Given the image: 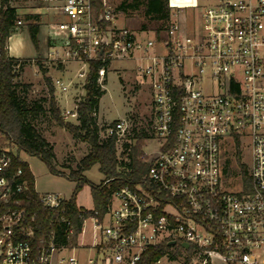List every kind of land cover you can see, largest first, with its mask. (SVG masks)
I'll return each mask as SVG.
<instances>
[{
  "label": "built area",
  "instance_id": "2783aa9c",
  "mask_svg": "<svg viewBox=\"0 0 264 264\" xmlns=\"http://www.w3.org/2000/svg\"><path fill=\"white\" fill-rule=\"evenodd\" d=\"M11 1L0 0V15ZM101 2L100 13L93 0L46 7L64 16L48 25L46 58L87 64L88 71L100 61L101 85L110 63L133 61L151 87L152 132L163 147L151 159L146 155L144 185L120 186L104 218L91 217L97 264H138L149 247L172 241L189 243L195 263L264 264V0H217L189 24L172 8L162 38L120 25L115 9ZM25 25L19 19L16 28ZM4 54L12 57L9 39L0 46V62ZM87 73L80 72L85 81ZM63 115L77 116V104ZM129 128V120L119 119L105 125V133L121 143ZM244 139L252 156L249 192L243 185L229 190L223 181L225 146ZM11 163L10 155L0 154V264H55V255L69 247L59 246L53 228L35 239L24 225L21 201L29 199V185L23 169L12 171ZM38 197L64 214L65 198ZM61 221L70 239L74 227L64 215Z\"/></svg>",
  "mask_w": 264,
  "mask_h": 264
},
{
  "label": "trees",
  "instance_id": "16d2710c",
  "mask_svg": "<svg viewBox=\"0 0 264 264\" xmlns=\"http://www.w3.org/2000/svg\"><path fill=\"white\" fill-rule=\"evenodd\" d=\"M95 10L100 13L103 5L101 0H93ZM174 7L172 0H129L122 1L115 9L123 13L138 11L143 22L139 30L155 32L162 38L170 20L171 10ZM25 24L28 28L31 41L39 51L38 34L40 31V15L28 14ZM16 9L10 6L0 15V46L3 48L11 35L18 29ZM26 59L19 57H7L4 54L0 62V154L6 152L12 158L10 169L16 171L23 169V178L28 181L29 199L22 198L24 209V225L34 229L35 239L43 237L50 229H55L59 246L66 245L69 248L77 246L79 235L82 233L84 223L88 218L97 216L103 219L110 206L112 195L122 185L136 187L145 184V176L149 169V163L145 161V154L140 149L141 143L150 135L146 130L134 131L130 136L132 142L124 141V149L119 152L117 136H106L105 126H100L97 120L100 100L105 93L99 83V69L103 66L100 61H92L84 84L85 95L77 104V123H72L64 117L55 98V87L52 78L48 75V69L40 58L37 65L44 72L48 84V97L40 101H29L27 92L30 84L20 83L23 64ZM20 64L15 70L14 66ZM107 67V65H106ZM48 103L44 107L43 103ZM47 110L56 124L73 137L88 144V153L80 160L77 168H71L68 173L60 170L56 162L54 146L39 132L30 118H37L42 111ZM116 122V121H113ZM12 146L17 148L13 152ZM25 152L29 156L41 159L52 174L64 176L76 182V188L71 198L64 201L65 212L55 211L44 207L38 197L35 188V178L27 162L20 159L19 153ZM236 161L239 165V175L243 179L246 192L252 190L251 177L248 167L241 162L240 152H236ZM98 164L100 172L105 176L98 184H92L84 176V172ZM90 185L93 199L92 209L81 208L76 201L77 194L85 186ZM64 215L74 227V234L67 238V223L61 221ZM194 250L183 248L180 244L169 245L163 242L151 246L145 251L138 264H155L164 256L176 259L181 253L186 254L184 264H190Z\"/></svg>",
  "mask_w": 264,
  "mask_h": 264
},
{
  "label": "rangeland",
  "instance_id": "374dc122",
  "mask_svg": "<svg viewBox=\"0 0 264 264\" xmlns=\"http://www.w3.org/2000/svg\"><path fill=\"white\" fill-rule=\"evenodd\" d=\"M114 9L122 2L129 0H106ZM217 0H172L174 11H180V18L186 24L195 19L201 9L208 4H215ZM61 3V0L53 2L38 0H12L11 6L16 9L18 20L25 22L26 16L32 13L40 15L41 25L49 21L59 20L56 10L47 12V6H55ZM117 12V21L120 25L126 26L132 30H139L143 18L138 11L123 13ZM41 27V26H40ZM24 28V29H23ZM48 29V27H47ZM23 30V31H22ZM43 30L41 29V33ZM147 36H152L151 33ZM39 39V38H38ZM10 53L27 61L23 64L20 77V83L30 84L31 88L27 92L29 101H40L43 97H48V84L44 72L37 65V58L43 61L48 69V75L52 78L55 87V98L64 114L69 110L75 112L76 103L85 95V78L80 76V72L86 74L88 65L71 61L61 64L51 61L46 56L40 54L34 47L27 26L25 25L9 38ZM41 46V44H39ZM35 56V57H32ZM62 86L66 89L63 90ZM102 89L105 90L100 100L97 120L100 126H105L119 119H127L130 122L128 134L119 143V152L123 147V142H132L130 136L134 131L146 130L150 135L142 143L140 149L148 159L156 156L163 147V143L152 132V93L151 87L147 81L136 70L133 61H113L107 68V74L102 82ZM48 107V103H43ZM66 120L77 123V116L69 115ZM30 121L37 127L39 132L54 146L56 153V162L60 170L68 173L71 168H77L80 160L88 153V144L81 141L64 128L58 126L51 114L44 110L39 117L30 118ZM13 152L17 153V148L12 146ZM240 152L241 162L251 165V148L247 140L235 145L228 143L222 154L223 181L225 187L229 190L239 191L242 188L243 179L239 175V165L236 161V152ZM20 159L27 162L35 178V188L39 194L54 193L65 199L72 197L76 188V182L64 176L52 174L46 164L37 157H32L25 152L19 153ZM84 176L92 184H100L105 176L99 170L98 164L92 166L84 172ZM77 204L83 209L93 208V199L89 184L79 191L76 198ZM107 223L108 221L105 220ZM94 221L88 218L84 224V231L79 235L77 246L69 248L66 251L55 255V264H68V260L75 257L77 264H91L89 259L95 260L97 264V251L92 246L95 242L93 235ZM179 245V244H177ZM59 257H65L64 263L57 262ZM186 254L181 253L176 259L170 256L162 257L155 264H184ZM100 264V263H98ZM111 264V263H106ZM190 264L195 263L191 260Z\"/></svg>",
  "mask_w": 264,
  "mask_h": 264
},
{
  "label": "crops",
  "instance_id": "0c3cea01",
  "mask_svg": "<svg viewBox=\"0 0 264 264\" xmlns=\"http://www.w3.org/2000/svg\"><path fill=\"white\" fill-rule=\"evenodd\" d=\"M58 17H59V20H61V19H63L64 18V16H62V15H58ZM47 21V20H46ZM45 21V23L44 24H42L41 25V27H40V31H39V34H38V38H39V44H41V46H39V53L41 52L42 53V51H43V54L42 55H44V56H46L47 55V53H48V50H49V27H48V25H49V21L48 22H46ZM47 27H48V29H47ZM24 29V28H23ZM41 29L43 30V32L41 33ZM23 31V30H22ZM40 53V54H41ZM12 55V54H11ZM13 57H18V56H14V55H12ZM32 57H35V56H32ZM20 58V57H19Z\"/></svg>",
  "mask_w": 264,
  "mask_h": 264
},
{
  "label": "water",
  "instance_id": "95a60500",
  "mask_svg": "<svg viewBox=\"0 0 264 264\" xmlns=\"http://www.w3.org/2000/svg\"><path fill=\"white\" fill-rule=\"evenodd\" d=\"M103 40L106 41V38H104ZM175 244H176V241H172L169 243V245H175ZM181 246L185 249H189L190 244L187 242H183V243H181Z\"/></svg>",
  "mask_w": 264,
  "mask_h": 264
}]
</instances>
